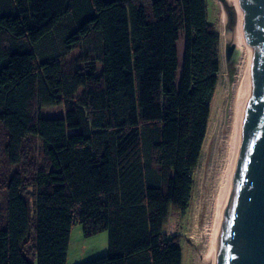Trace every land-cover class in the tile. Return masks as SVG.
<instances>
[{"label": "trees", "instance_id": "16d2710c", "mask_svg": "<svg viewBox=\"0 0 264 264\" xmlns=\"http://www.w3.org/2000/svg\"><path fill=\"white\" fill-rule=\"evenodd\" d=\"M219 42L205 0H0V264H66L75 225L86 264H181Z\"/></svg>", "mask_w": 264, "mask_h": 264}, {"label": "water", "instance_id": "95a60500", "mask_svg": "<svg viewBox=\"0 0 264 264\" xmlns=\"http://www.w3.org/2000/svg\"><path fill=\"white\" fill-rule=\"evenodd\" d=\"M225 35L238 21L251 53L240 86V127L217 222L211 264H264V0H219ZM235 46L226 39L227 63Z\"/></svg>", "mask_w": 264, "mask_h": 264}, {"label": "rangeland", "instance_id": "374dc122", "mask_svg": "<svg viewBox=\"0 0 264 264\" xmlns=\"http://www.w3.org/2000/svg\"><path fill=\"white\" fill-rule=\"evenodd\" d=\"M207 21L218 31L219 72L213 91L205 139L201 148L198 164L193 171V187L190 206L184 213L171 212L166 232L180 239L181 264H201L202 254L208 243L209 229L212 227V204L218 187L217 175L222 167L225 155L228 126L231 121L232 88L237 72V57L229 63L225 60L226 39L225 24L220 19V5L217 0H205ZM179 57L182 53L178 47ZM44 117L63 115L62 106L46 107L42 110ZM208 233V234H207ZM107 253V233L100 232L84 237L81 226L75 225L70 233L66 264H86Z\"/></svg>", "mask_w": 264, "mask_h": 264}, {"label": "bare ground", "instance_id": "6f19581e", "mask_svg": "<svg viewBox=\"0 0 264 264\" xmlns=\"http://www.w3.org/2000/svg\"><path fill=\"white\" fill-rule=\"evenodd\" d=\"M220 5V19L222 22L226 21V12L223 7V4L217 0ZM236 26L233 33V36L223 35L221 34V38L224 41L225 39H229L235 46L234 55L237 57V72H236V80L232 88L233 97H232V104L230 107L231 113V121L228 126V134L227 139L225 140L226 143V150L225 155L222 160V167L220 169L219 174L217 175V190L216 195L213 200L212 204V212H213V222L212 227L209 229L208 234V243L206 246L205 251L202 254L201 264H211L212 259V252H213V245L215 239V233L217 228V222L220 215V211L222 208L223 203V196L225 189L227 187L229 178H230V169H231V160H232V153H233V146L234 140L237 136L239 127H240V113H239V102H240V86L242 79L246 76L250 63H251V53L247 42L244 38L243 32L237 20H235Z\"/></svg>", "mask_w": 264, "mask_h": 264}]
</instances>
